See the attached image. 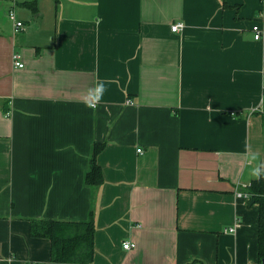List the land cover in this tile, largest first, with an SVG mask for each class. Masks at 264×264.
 <instances>
[{
    "label": "crops",
    "instance_id": "crops-1",
    "mask_svg": "<svg viewBox=\"0 0 264 264\" xmlns=\"http://www.w3.org/2000/svg\"><path fill=\"white\" fill-rule=\"evenodd\" d=\"M27 1L0 3V264H48L30 220L92 209L89 264H257L264 0Z\"/></svg>",
    "mask_w": 264,
    "mask_h": 264
},
{
    "label": "trees",
    "instance_id": "trees-1",
    "mask_svg": "<svg viewBox=\"0 0 264 264\" xmlns=\"http://www.w3.org/2000/svg\"><path fill=\"white\" fill-rule=\"evenodd\" d=\"M35 1L22 4L34 9ZM6 112V110H5ZM103 144L95 143L89 158L88 170L84 174V184L99 187L103 183L102 170L97 164V155ZM250 199L258 205V263L264 260V173L253 180L245 189ZM94 217L90 210L85 221H67L54 219H31L29 234L33 238H44L50 242V260L48 264H89L94 255Z\"/></svg>",
    "mask_w": 264,
    "mask_h": 264
},
{
    "label": "built area",
    "instance_id": "built-area-1",
    "mask_svg": "<svg viewBox=\"0 0 264 264\" xmlns=\"http://www.w3.org/2000/svg\"><path fill=\"white\" fill-rule=\"evenodd\" d=\"M9 17L10 19H12L14 21V24H13V29H14V32L17 33V32H20L23 30L24 28V25L22 22L20 21H17L15 19V14L14 12H10L9 13ZM184 28V24L182 22H176L174 24L171 25L170 27V30L174 33L176 32H180L181 30H183ZM252 32H253V39L255 41H261V42H264V29L260 28L258 25H253L252 28H251ZM11 59H12V63L14 65V67L16 68H22L24 65H23V62L21 61V57H20V54L18 52H13L12 53V56H11ZM127 103H131L130 101H127ZM231 115H233V113H231ZM139 151V150H138ZM237 196H244L246 198H249L250 195L248 193L246 194H242L241 192H238L236 193ZM229 232H233L234 229L233 228H230L228 229ZM135 246V244L133 242H130V241H125L122 243V248L124 250H131L133 249Z\"/></svg>",
    "mask_w": 264,
    "mask_h": 264
},
{
    "label": "rangeland",
    "instance_id": "rangeland-1",
    "mask_svg": "<svg viewBox=\"0 0 264 264\" xmlns=\"http://www.w3.org/2000/svg\"><path fill=\"white\" fill-rule=\"evenodd\" d=\"M6 1L7 0H0V3H5L6 4ZM5 4H2V11H1V15L2 14H5L7 17L9 16V13L12 11L14 12V14L17 16V10H19V7L18 5L16 4H12L13 6L9 5L10 7H7ZM15 33V32H14ZM18 33V32H17Z\"/></svg>",
    "mask_w": 264,
    "mask_h": 264
},
{
    "label": "clouds",
    "instance_id": "clouds-1",
    "mask_svg": "<svg viewBox=\"0 0 264 264\" xmlns=\"http://www.w3.org/2000/svg\"><path fill=\"white\" fill-rule=\"evenodd\" d=\"M94 91H95L96 93H99L100 95H102V94H103V91H104V84H103L102 82L99 83V84H97V85L95 86ZM252 159H255V154H254V153L252 154ZM253 172H254L257 176H259V175H260V166H257L256 168H254V169H253Z\"/></svg>",
    "mask_w": 264,
    "mask_h": 264
},
{
    "label": "water",
    "instance_id": "water-1",
    "mask_svg": "<svg viewBox=\"0 0 264 264\" xmlns=\"http://www.w3.org/2000/svg\"><path fill=\"white\" fill-rule=\"evenodd\" d=\"M252 201V200H251ZM263 264H264V260H263Z\"/></svg>",
    "mask_w": 264,
    "mask_h": 264
}]
</instances>
